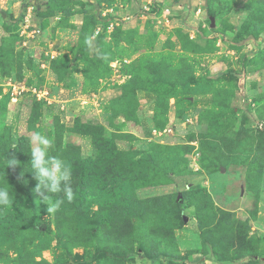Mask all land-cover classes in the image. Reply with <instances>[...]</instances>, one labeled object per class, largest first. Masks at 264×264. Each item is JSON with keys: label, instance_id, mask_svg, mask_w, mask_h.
Returning a JSON list of instances; mask_svg holds the SVG:
<instances>
[{"label": "rangeland", "instance_id": "obj_1", "mask_svg": "<svg viewBox=\"0 0 264 264\" xmlns=\"http://www.w3.org/2000/svg\"><path fill=\"white\" fill-rule=\"evenodd\" d=\"M255 1L0 0V42L10 35L15 51L33 62L20 74L0 71V136L11 140L10 148L35 132L53 138L55 122L71 126L76 118L103 126L106 136L129 132L132 138L115 143L136 150V157L153 142L176 148L167 179L133 183L136 197L154 212L149 221H136L141 229L129 242L121 240V264H264V11L258 13L264 1ZM184 43L192 51L183 50ZM163 56L176 66L184 61L201 88L187 94L173 79L168 84L176 86L168 91L177 95L157 103L167 91L152 92L147 84L135 92L138 106L121 113L114 98L123 85L144 60ZM62 139L78 145L83 158L95 155L88 135L64 132ZM208 200L230 216L216 212L213 223H204L202 214L200 223L195 204ZM43 218L53 225V214ZM229 219L240 223L235 228L255 246V255L226 261L213 254L215 243L234 255ZM145 224L156 228L152 236L145 235ZM51 238L36 260L117 264L95 257L93 238L73 248L71 258ZM153 245L158 250L150 258L143 248ZM162 250L172 257L158 255Z\"/></svg>", "mask_w": 264, "mask_h": 264}, {"label": "trees", "instance_id": "obj_2", "mask_svg": "<svg viewBox=\"0 0 264 264\" xmlns=\"http://www.w3.org/2000/svg\"><path fill=\"white\" fill-rule=\"evenodd\" d=\"M260 1L264 0L258 2ZM262 11L264 9L261 8L258 13L261 14ZM259 21L264 24V20ZM14 43L10 35L1 38L0 71L6 74L12 71L20 74L23 68H33V62L30 59H23L20 53L15 51ZM183 47L185 51H192L187 43H184ZM170 60L172 58L163 56L161 61H143V67L130 76V80L122 87L121 95L114 98V102H119L121 105V113L126 115L129 109L132 110L138 106L135 92L147 84L152 92L167 91L166 96H157V103L164 101L166 97L177 95L176 92L168 91L169 87L175 88L176 81L187 94L197 93L201 86L196 83L197 80H194L190 70L185 68L184 61L181 62V66H176L172 65ZM57 67L56 62H52L54 72ZM139 71L144 73L143 76ZM173 79L176 81L168 84ZM38 108L39 103L33 102L28 120L30 125L37 117ZM53 131L54 144L50 154L68 160L73 171L74 192L71 202L64 198L63 193L50 194L49 202L64 199L59 210L53 214V225L47 224L43 218L47 213V204L40 201L33 192L36 180L30 171L29 138L19 136L15 139L16 146L10 148L11 140L0 136V155L2 156H0V187L8 188L13 200V203L0 208V264H49L43 258L39 261L36 258L43 250L50 247L52 236L56 239V248L62 256L71 258L73 248L86 246L87 239L93 238L96 241V244L92 246L95 257H104L121 264V256L124 253L121 240L129 242L127 238L134 234L136 229H141L136 221L147 222L149 221L147 217L151 218L154 212L150 210L147 200L136 197L131 189L133 183L139 180L151 179L160 182L167 179L169 169L167 170L166 167L171 160L174 161L172 156L176 148L153 142L143 155L136 157L138 154L136 150H121L115 143L116 139L132 138L129 132H112L116 134L106 136L103 126L88 124L79 118H76L71 126H64L57 121ZM64 132L90 136L95 155L89 158L81 157L78 145L72 142L63 143ZM13 158L20 163L15 167H7V159ZM121 189L124 190L123 193ZM176 205H181L180 200H177ZM92 206H94L93 210ZM205 208L207 212L204 214ZM37 209L38 212H36ZM195 209L200 223L202 214L205 218L204 223H213L216 212L220 216H230V212L219 210L211 201L209 205V200L202 205L195 204ZM229 221L231 234L227 242L233 249L234 255L228 250L219 251L215 243H212L213 254L219 260L226 261L244 255H255V246L245 238V235H242L240 228H235L238 222L232 219ZM171 222L173 225L172 219ZM143 227L146 236H152L156 231L151 224H145ZM168 232L169 230H165L166 238ZM243 232L245 234V231ZM143 249L148 250L147 254L150 258H153L151 252L158 250L155 245L151 249ZM158 255L172 257V254L166 250L160 251Z\"/></svg>", "mask_w": 264, "mask_h": 264}, {"label": "clouds", "instance_id": "obj_3", "mask_svg": "<svg viewBox=\"0 0 264 264\" xmlns=\"http://www.w3.org/2000/svg\"><path fill=\"white\" fill-rule=\"evenodd\" d=\"M85 43L89 48L93 47L91 38ZM54 141L46 134L35 132L29 138L30 145V168L31 173L36 180L33 192L37 195L40 201L47 204L48 214H55L64 199H56L50 201V194L63 193L64 198L71 202L74 198L72 188L73 171L70 164L66 163L61 157L50 154V149L53 148ZM20 162L13 158L7 159V167H15ZM13 203L11 193L8 188L0 187V208Z\"/></svg>", "mask_w": 264, "mask_h": 264}, {"label": "built area", "instance_id": "obj_4", "mask_svg": "<svg viewBox=\"0 0 264 264\" xmlns=\"http://www.w3.org/2000/svg\"><path fill=\"white\" fill-rule=\"evenodd\" d=\"M14 89H16V85H12V93L14 92ZM35 91V90H34ZM40 92V91H39ZM39 94V93H38Z\"/></svg>", "mask_w": 264, "mask_h": 264}]
</instances>
